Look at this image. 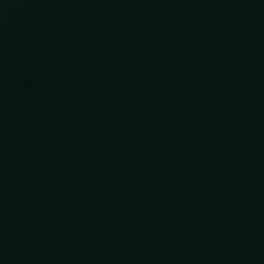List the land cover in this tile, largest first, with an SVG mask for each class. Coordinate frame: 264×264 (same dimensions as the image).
Wrapping results in <instances>:
<instances>
[{
	"label": "water",
	"instance_id": "obj_1",
	"mask_svg": "<svg viewBox=\"0 0 264 264\" xmlns=\"http://www.w3.org/2000/svg\"><path fill=\"white\" fill-rule=\"evenodd\" d=\"M0 264H264V0H0Z\"/></svg>",
	"mask_w": 264,
	"mask_h": 264
}]
</instances>
